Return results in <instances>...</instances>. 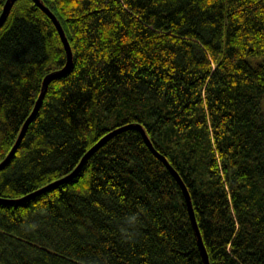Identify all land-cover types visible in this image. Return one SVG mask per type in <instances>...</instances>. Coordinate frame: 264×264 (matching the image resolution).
<instances>
[{
	"label": "trees",
	"instance_id": "16d2710c",
	"mask_svg": "<svg viewBox=\"0 0 264 264\" xmlns=\"http://www.w3.org/2000/svg\"><path fill=\"white\" fill-rule=\"evenodd\" d=\"M5 0H0V12ZM72 51L0 169V264H264V0H41ZM66 52L34 0L0 25V161Z\"/></svg>",
	"mask_w": 264,
	"mask_h": 264
},
{
	"label": "water",
	"instance_id": "95a60500",
	"mask_svg": "<svg viewBox=\"0 0 264 264\" xmlns=\"http://www.w3.org/2000/svg\"><path fill=\"white\" fill-rule=\"evenodd\" d=\"M36 2V4L43 10L46 12V14H48V16L52 19L58 33H59V36L61 38V41L63 43V46H64V49H65V52H66V61L64 63V65L60 68H57L55 70H52L50 72H48L44 78H43V81H42V84H41V88H40V92L37 96V99L35 101V104L31 110V112L29 113V115L26 117V119L24 120V122L22 123V126L20 128V131L17 135V138L13 144V146L11 147V149L9 150V152L7 153V155L0 161V169L9 161V159L11 158L12 154L15 152L18 144H19V141L28 125V123L31 121V119L35 116L36 114V111L38 110V107L40 105V102H41V99H42V96L47 88V84L49 82V80L52 78V76H56L57 74H61L63 72H65L68 67L70 66L71 64V61H72V51H71V47H70V44L67 40V37L64 33V30L62 28V25L61 23L59 22V20L57 19L56 15L51 11V9L45 5L41 0H34ZM12 2H14V0H5L4 3H3V6H2V10L0 12V25L3 23L6 15H7V12L12 4ZM129 127H134V128H137L141 134H142V137L145 141V143L147 144V146L151 149V151L159 158L162 160V162L165 164V166L171 171V173L174 175V177L176 178V180L178 181L182 191H183V194H184V197H185V201H186V204H187V209H188V213H189V216H190V219L192 221V224H193V227H194V230H195V234H196V237H197V243H198V246H199V249H200V252H201V255L203 257V260H204V264H210L209 263V258H208V253H207V250L205 248V245L203 243V240H202V236H201V233H200V230H199V227H198V224H197V221H196V218H195V213H194V209H193V206H192V203H191V198H190V194H189V191L183 181V179L181 178V175L179 174V172L171 165V163L168 161V159L165 157V155H163L162 153H160L153 145V143L151 142L149 136L147 135L144 127L139 123V122H128V123H124V124H121V125H118L112 129H110L109 131H107L105 134H103L93 145H91L86 151L85 153L82 155L80 161L78 162V164L74 167V169L72 171H70L69 173L63 175L62 177L58 178V179H55V180H52L51 182L41 186V187H38L34 190H31L25 194H23L22 196L20 197H16V198H3V200L5 201H9V202H20L22 201L23 199H26V198H30L32 196H34L35 194L39 193V192H42L44 190H47L55 185H57L58 183L70 178L71 176H73L77 171L78 169L80 168V166L82 165L83 161L85 160V158L91 154L95 149H97V147L107 138L111 137L112 135H114L115 133L119 132V131H122L126 128H129ZM1 199V198H0Z\"/></svg>",
	"mask_w": 264,
	"mask_h": 264
},
{
	"label": "rangeland",
	"instance_id": "374dc122",
	"mask_svg": "<svg viewBox=\"0 0 264 264\" xmlns=\"http://www.w3.org/2000/svg\"><path fill=\"white\" fill-rule=\"evenodd\" d=\"M261 105H262V107H264V96L261 99Z\"/></svg>",
	"mask_w": 264,
	"mask_h": 264
},
{
	"label": "bare ground",
	"instance_id": "6f19581e",
	"mask_svg": "<svg viewBox=\"0 0 264 264\" xmlns=\"http://www.w3.org/2000/svg\"><path fill=\"white\" fill-rule=\"evenodd\" d=\"M52 20V19H51ZM53 22V21H52ZM57 30V29H56ZM59 34V33H58ZM181 188V187H180ZM183 192V191H182ZM184 195V194H183ZM185 198V197H184ZM192 203V202H191ZM187 205V204H186ZM189 214V213H188ZM192 222V221H191ZM197 238V237H196ZM198 244V243H197ZM199 247V246H198ZM203 258V257H202ZM204 261V260H203Z\"/></svg>",
	"mask_w": 264,
	"mask_h": 264
}]
</instances>
